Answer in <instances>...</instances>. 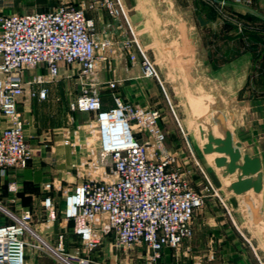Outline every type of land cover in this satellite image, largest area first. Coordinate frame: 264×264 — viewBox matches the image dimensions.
Returning a JSON list of instances; mask_svg holds the SVG:
<instances>
[{"label": "built area", "instance_id": "1", "mask_svg": "<svg viewBox=\"0 0 264 264\" xmlns=\"http://www.w3.org/2000/svg\"><path fill=\"white\" fill-rule=\"evenodd\" d=\"M103 6L115 17L120 10L112 0ZM93 20L83 7L61 5L55 9L20 15H0V112L8 125L0 132V176L25 166L32 157L26 122L19 111L27 89L39 101H47V85L61 76L63 66L78 68L79 96L71 111L95 113L100 133V153L110 157L113 182L99 179L77 184L65 198L64 216L73 223L80 242L67 252L60 236L55 245L44 241L32 227L33 214H20L0 201V264H26L28 248L34 247L58 264H94L106 231L113 235V247L126 251L144 245L149 264L157 263L167 249L178 251L194 235L193 219L204 206V195L194 191L164 149L165 136L159 128V113L125 103L112 94L113 107L106 109L94 90L99 66L113 49L110 40L95 38ZM130 62L138 63L131 45L125 46ZM142 77H156L149 60L141 62ZM35 69L43 72L32 74ZM31 73V74H30ZM117 82H110L115 90ZM138 127V130H135ZM148 133V140L137 137ZM156 145V160L149 145ZM54 209L51 197L44 200ZM107 230H104V226ZM100 232L101 236H97ZM35 243L31 244L28 238Z\"/></svg>", "mask_w": 264, "mask_h": 264}, {"label": "crops", "instance_id": "2", "mask_svg": "<svg viewBox=\"0 0 264 264\" xmlns=\"http://www.w3.org/2000/svg\"><path fill=\"white\" fill-rule=\"evenodd\" d=\"M35 1L37 4L29 9L20 7L8 9L0 0V15L44 12L63 4L71 3L79 6L80 3L89 0ZM138 2L139 0H116L115 3L120 10V15L117 17L110 16L101 6L86 13L94 22L95 38L98 41L107 39L113 44V49L107 54L108 60L99 66L97 92L102 97L106 109L113 107L112 94L116 93L133 104L159 110L162 114L160 125L166 132L165 146L171 153L179 154L184 150L183 139L173 135L175 131L169 126L171 121L165 116L168 114L165 110L169 107L173 110L176 108L172 104L171 97L176 98L177 87L169 78L174 75H170L169 72H157L154 79L142 78L139 62L132 64L124 49V45L130 43L138 61L142 56L146 60L147 58L152 60L153 54L155 56L157 54L158 45L164 44L163 38H160L159 43L154 36L156 30L152 27V20L150 16L144 15L143 7ZM216 2H220L221 6L217 10H210L211 14L206 25V46L213 69L203 74L201 88L205 95H199L198 90L195 89V111L197 107L208 108L204 114H195V163L203 164V172L207 174L211 187L229 188L231 183L236 181L237 173L223 178L221 175L223 169L217 168L214 164V159L221 155L203 153L207 139H202L200 135L202 126L200 119L203 118L205 123L211 125L217 138H223L224 130H230L234 142L241 144L242 155L261 160L263 189L259 194L254 193L253 190L248 191L246 193L248 198L237 196L233 192H226L225 197L231 206L246 207L244 201L248 205L254 203L259 206L261 210L259 217L264 221V0H213V6ZM176 18L179 19L177 15ZM184 33L183 30V35ZM37 72L44 73V69H39ZM62 79L61 75L54 83H60ZM110 82L118 84L114 91L109 87ZM47 88L49 89L47 101L42 102L37 97H32L30 89H27L25 96L20 100L19 111L26 122V135L30 147L36 153V158L27 168L10 171L5 179L0 177V198L9 196V184L16 185L22 209H28L33 214L32 223L35 232L51 245H55L62 236L66 251L72 253L77 250L80 242L74 233L73 223L64 216L65 198H60L56 187L57 182L61 181L66 186L72 185L65 171L58 168V163L62 161L59 159L65 158L71 147L60 145L65 138V135L61 134L65 125L56 121L66 110L71 111L72 100L67 102L65 85L51 83ZM215 104H219L221 108L219 111L214 109ZM7 125L6 118L0 112V132ZM137 136L146 140L141 134ZM48 189L53 192L47 191ZM47 197H51L54 201L53 210L44 207V200ZM251 218L249 213L241 214V222L247 229L242 237L238 238L230 229L223 241L217 239L214 244L207 246L210 248L207 264H264V238L262 240L260 236L257 238L254 236L250 225ZM105 236L106 252L103 250L105 253L112 252L111 264H119L120 255L112 250L113 235L109 232ZM28 241L31 244L35 243L30 237ZM187 247L195 249V240L183 250ZM173 252L167 249L156 264H180L177 260L174 261ZM219 253L223 254L222 263L218 262ZM26 264H58V262L41 250L30 246ZM94 264H102V262L94 261ZM195 264L200 262L195 261Z\"/></svg>", "mask_w": 264, "mask_h": 264}, {"label": "rangeland", "instance_id": "3", "mask_svg": "<svg viewBox=\"0 0 264 264\" xmlns=\"http://www.w3.org/2000/svg\"><path fill=\"white\" fill-rule=\"evenodd\" d=\"M2 1L8 9L18 7L29 9L31 6L37 4L35 0ZM112 1L116 2V0ZM103 2L104 0H89L87 2L80 3L79 6L75 7L85 8L86 13L89 10H94L98 6L104 7V9L107 10V8L103 6ZM138 3L143 7L142 10L144 15L148 17L150 16L152 20V27L156 30L154 31L156 39L159 40V43L160 38H163L164 40V44L160 43V45L156 48V56L153 54L152 60L149 58H147V60L154 64L156 73L169 72L170 75H174L173 77L171 75L169 78L170 80H173V84L177 87V92L175 91L177 94L176 98L171 97L172 104L176 108L173 110L169 107V109L165 110L168 113L165 114V116L166 118L169 117L168 119L171 121L169 126H171L172 130L175 131L173 135H177L183 139V152L179 154L175 152L171 153L166 148V132L160 125L162 114L159 110L133 104L124 100L122 97L121 99L131 106L159 113L160 119L158 121V125L165 136L163 144L164 149L172 159L171 168L178 170L181 174H183L184 178L190 183L194 191L200 192L204 195V206L197 210L193 219L195 235H193L191 239L187 240L180 250H173L174 252L172 255L175 256L174 261L177 260L180 264H195V261L200 262V264H207L208 250L210 249L207 246L209 244H214L213 242L215 240L217 241V239H221L223 241L230 229L233 230L234 234L238 238L245 235V230L247 229L241 222V214L249 213L251 215L252 218L250 225L254 236L256 238L257 236H260L262 240L264 238V221L260 220L258 217L260 216L258 213L261 212L259 206H256L254 203L252 205H248L245 201L244 204L246 207H239V205L231 206L229 200L225 197L226 192H229L228 188H225V186H222L221 188L220 186L215 188L211 187L207 179V174L203 172V164L201 165L199 163H195V114L201 115L208 110L206 107H197L199 110L196 108L195 111V89L198 90L199 95H205V92L201 88L203 86V74L211 72L213 69L211 68L209 61V50L206 46V25L209 14H211L210 10H217L218 7L221 6V3L216 2L214 5L216 8L213 6V0H139ZM67 5H71V3ZM107 12L110 16H113L108 10ZM176 15L179 19L176 18ZM183 30L186 33H184V35ZM129 44L130 43L125 44L124 49L125 46H129ZM125 51L128 54L126 49ZM144 60L146 59L142 56L139 61L141 76V62ZM37 71L38 69H35L32 70L31 73L35 74ZM79 73L80 71L78 68L64 66L61 69L63 81L60 83H52L56 85H65L67 87V89H65L67 102L71 100L74 101L81 93L82 85L77 76ZM94 90H97V86L94 87ZM95 120V113H81L78 111L68 110L56 119V121H60L61 125H65L64 130L61 133L65 135V138L60 145H66L68 148L71 147L69 152L66 153L65 158H60L59 160L62 161L58 163V168L65 171L66 176L69 177V181L71 180L72 182V185L70 186H66V184L64 185L62 181L57 182L56 187L59 190L57 192L62 199L66 198L74 187L82 181L94 179L106 182L115 181V178L110 173V166L112 164L111 158L102 156L99 151L100 133ZM138 129V127H135V130ZM138 134H141L146 137V140H148V133L142 132ZM137 137L140 139L143 138L140 136ZM28 145L30 147L29 142ZM30 149L32 150V157L26 165L12 168L9 172L19 171L29 166L30 162L36 158V153L33 152L31 147ZM148 151L150 158L152 160H156V145L153 141ZM37 154L39 156V152ZM55 162H57V160ZM0 177L2 179L6 178V176ZM50 190L51 189H48L47 191ZM36 191L39 193V189ZM50 192H53V190ZM8 195L9 196H3V198H0V201L18 214L25 210L22 209L20 205L18 190L16 185L13 183L8 186ZM107 229L108 228L105 225L104 230L106 231ZM107 231L106 233H108ZM97 236H101L100 232H97ZM106 240V236H104L101 245L99 246L97 252L92 255V258L94 261L102 262V264H111L112 252L110 251L105 253L107 245ZM194 240L195 249L187 247L183 250L186 245L190 243L192 244ZM199 245H202V247L197 248L196 246ZM112 250H114L115 253H118L121 259H126H120L119 264H149L144 245H135L132 249H128L126 251L116 250L115 247H112ZM98 251L100 253H98ZM186 252L188 254H186ZM222 256L223 254H217L219 263H222Z\"/></svg>", "mask_w": 264, "mask_h": 264}, {"label": "water", "instance_id": "4", "mask_svg": "<svg viewBox=\"0 0 264 264\" xmlns=\"http://www.w3.org/2000/svg\"><path fill=\"white\" fill-rule=\"evenodd\" d=\"M213 107L216 111L221 109L219 104H215ZM200 121L202 123L200 135L202 139H207V143L203 147V153L205 155L214 153L221 155L214 159V164L217 168L223 169L221 172L223 178L237 173L236 181L231 183L228 191L245 198H248L246 193L250 190H253L256 194L261 193L263 189L261 160L248 155H242L240 150L241 144L234 142L230 130H224L223 138H217L213 133L211 125L205 123L203 118ZM217 123H219L218 120Z\"/></svg>", "mask_w": 264, "mask_h": 264}]
</instances>
